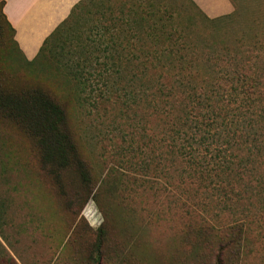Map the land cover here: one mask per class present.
I'll return each instance as SVG.
<instances>
[{"label":"trees","instance_id":"obj_1","mask_svg":"<svg viewBox=\"0 0 264 264\" xmlns=\"http://www.w3.org/2000/svg\"><path fill=\"white\" fill-rule=\"evenodd\" d=\"M138 2L145 16L132 23L145 24L150 32L130 35L126 43L132 46L135 39L154 48H110L123 46L125 38L121 43L118 29L130 23L119 17L110 19L109 25L105 20V42L111 45L97 52L105 59V71L96 68L100 57L93 53L95 65L87 73L79 63L68 61L69 72L77 81L76 102L81 107L86 103L94 107L91 93L105 88V102L119 107L117 116L105 109V127L113 134L109 140L114 142L116 138L114 129H129L122 135L125 145L121 150L131 158L119 159L134 169V164H139L136 170L142 175L152 171L168 181L169 191L156 183V194L176 191L186 196L182 208L197 217L200 225L192 233L195 240L206 243L202 255L207 262L211 256L216 264H244L253 250L252 234L256 242L264 243V69L220 65L218 60L231 59L234 54L226 50V57L220 58L214 42L205 45L181 18L178 0ZM188 2L187 10L194 20L215 21L193 0ZM0 3V46L5 43L6 25L15 53L30 65L59 40L69 19L46 39L37 57L27 61L3 13L4 1ZM104 74L102 88L88 83L92 77L101 81ZM0 117L34 141L42 168L56 181L63 172L74 169L83 185H90V172L71 134L66 107L41 87L7 80L1 68ZM115 186L109 185L112 192ZM103 233L101 230L95 244L97 256L93 262L97 264L102 256ZM8 248L14 246L7 205L1 202L0 264H18ZM192 252L197 254L199 250L192 245Z\"/></svg>","mask_w":264,"mask_h":264},{"label":"rangeland","instance_id":"obj_2","mask_svg":"<svg viewBox=\"0 0 264 264\" xmlns=\"http://www.w3.org/2000/svg\"><path fill=\"white\" fill-rule=\"evenodd\" d=\"M178 4L182 6L181 18L205 45L214 42L220 58L226 50L234 54L231 59L218 60L220 65L264 69V0H237L232 15L213 23L194 20L187 10L188 0H178ZM144 16L138 0H86L66 21L59 40L31 65L15 53L9 28L4 26L1 71L14 84L41 87L66 107L71 134L92 179L89 186L83 185L78 173L69 169L56 181L42 168L34 141L0 117V203L7 205L14 246L8 249L18 264H97L93 257L97 256L95 244L101 230L100 264H216L214 257L209 256L207 262L202 255L206 243L195 240L192 230L200 224L197 217L183 210L186 196L176 191L156 194V183L169 191L168 181L152 171L142 175L136 170L139 164H134V169L119 159L131 158L121 150L125 145L122 135L129 129H114L116 138L109 140L113 134L105 127V109L117 116L119 107L105 102V88L91 93L94 107L76 102L77 81L69 72V59L87 73L95 65L93 53L100 57L96 68L105 71V59L97 52L111 45L105 42V20L109 25L114 17L130 25L118 29L120 42L125 38L123 46L110 48H154L135 39L132 46L126 43L130 35L150 32L145 24L132 23ZM88 83L102 88L105 74L101 81L92 77ZM109 171L113 172L110 176ZM110 184L116 185L113 192ZM196 213L203 215L201 210ZM250 239L253 250L244 264H264V243L256 242L253 234ZM192 245L199 250L197 254Z\"/></svg>","mask_w":264,"mask_h":264},{"label":"crops","instance_id":"obj_3","mask_svg":"<svg viewBox=\"0 0 264 264\" xmlns=\"http://www.w3.org/2000/svg\"><path fill=\"white\" fill-rule=\"evenodd\" d=\"M3 13L14 29L24 58L33 61L46 39L83 0H3ZM211 19L232 15L237 0H193Z\"/></svg>","mask_w":264,"mask_h":264}]
</instances>
